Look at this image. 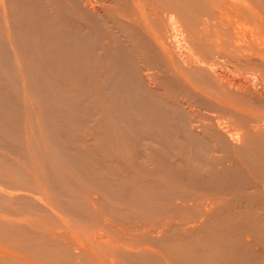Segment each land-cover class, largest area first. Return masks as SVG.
Segmentation results:
<instances>
[{
    "label": "bare ground",
    "instance_id": "obj_1",
    "mask_svg": "<svg viewBox=\"0 0 264 264\" xmlns=\"http://www.w3.org/2000/svg\"><path fill=\"white\" fill-rule=\"evenodd\" d=\"M112 1L0 0L11 48L0 41V55L15 57L27 105L39 106L28 149L91 188L62 207L45 191L33 201L3 192L0 264H264V0ZM59 14L90 30L102 15L126 21L109 19L133 48L115 39L106 52L120 71L104 66L103 37L72 33ZM162 65L174 81L155 73ZM19 116L0 102L1 148L15 150ZM96 117L99 146L80 130ZM188 128L207 134L191 140ZM17 200H44L56 221L9 220L22 217L11 210ZM108 221L106 235L111 228L123 245L100 233L90 241Z\"/></svg>",
    "mask_w": 264,
    "mask_h": 264
},
{
    "label": "rangeland",
    "instance_id": "obj_2",
    "mask_svg": "<svg viewBox=\"0 0 264 264\" xmlns=\"http://www.w3.org/2000/svg\"><path fill=\"white\" fill-rule=\"evenodd\" d=\"M49 1L50 0H41V4H44V3L49 2ZM117 1L118 0H116V1L114 0L115 3ZM112 2H113L112 0H106V1L104 0V5H105V3L108 5H115V4H112ZM113 15L114 14H111V16H110V14H109L108 20L105 22H101L102 20L104 21V16L102 15V19H100V20H99V18L97 19V21L100 23L101 26L93 25L91 30H90V27L88 28V26L85 28V26L83 25L84 22L81 23L82 25L78 22L77 23L74 22L75 23V26H74L73 25V19L71 18V20H70L68 18L69 14L67 15V17H66V15L60 16V14L58 16H59V18H61V20L62 19L63 20L69 19V20H67L68 22L65 20L64 21L62 20L60 23H61V25L64 24L63 25L64 27L67 26L71 30L72 33L80 32V33L86 34L89 32L88 30H90L89 33H95L96 36L103 37L104 43L102 45L104 46V63H106V64H104V66H110V68L111 67L114 68V65H116L117 60L114 59L113 57H108V55L106 56V52L110 48H113L115 45H117V43H116L113 46V40L118 39V41H120L121 44L125 42L126 48H128L131 51H133V48L130 46V43H128L126 41V39L122 38V33H120V31L115 28V25L113 23H111V21L109 19L112 17L111 20L115 19V21L119 22V23H125L126 21L121 22V21H119L118 18L113 17ZM69 17H72V15H70ZM0 20H1V15H0ZM69 22H70V25H66ZM0 23L3 24L2 20L0 21ZM104 23H105V26H104ZM1 24H0V41H2L4 43V45L6 44L5 49L10 51L11 48H10V44L8 42L10 40L7 39L8 37L6 36V33H4L5 32L4 24L3 25H1ZM88 24H89L88 22L85 23V25H88ZM76 25H77V28H76ZM83 28H85V29H83ZM104 28H106V29H104ZM107 28L108 29L110 28V29L108 30ZM74 29H76V30H74ZM64 31L66 32V30L62 29V30H60V33H65ZM107 31H110L111 33H107ZM57 33H59V30L57 31ZM110 34H112V36ZM113 35H114V37H113ZM108 43L111 45H109ZM2 46H3V44H2ZM14 47H15V45H14ZM16 48H18V47H16ZM99 52H96V54ZM4 57H5V54H3L1 52V55H0V92H3L4 94L1 95L2 98L0 99V102L4 101V104H6V106H10V103H14V108L18 110V112L20 113V116H19V119L16 123L17 124L16 134L13 137V139L14 140L16 139L15 141L17 142L16 147H15L16 151L14 149H12L13 150L12 151L11 149H3L0 147V196L3 195V192H8V193L16 192L21 197L29 198L30 200H32L31 195L33 193H36L38 191H41V192L45 191L50 198H53L51 202H53L54 205L57 204V205H60L62 207V205H61L62 201L61 200H63V199L66 200L68 198V194H69V196H71V195L72 196H74V195L80 196L82 194L85 195V194H88V191H91V188H86V189L81 190L79 188V185L77 184V182H85V180L82 177H80L79 174L76 175V173H73V172L58 170L57 169L58 164H64V162L60 161L57 157L54 159H51V158L45 157L43 154L40 153V151H37L36 153L29 151L28 141H27V136H26L27 128H28V126L29 127L33 126L35 128L36 132L39 130V128L37 127L38 125H36L37 121L32 118L35 115V113L36 114L38 113L39 106L29 107L27 105V101L30 98H33V95L30 91H28V89L26 90V88L22 87V84L20 83L19 76L21 75V71L18 67V63H17L15 57H12V58L10 57V59L6 58L5 60H4ZM137 57L140 60L139 54L137 55ZM106 58L108 60L105 61ZM110 60H111V62H110ZM113 60L116 62H114ZM112 63H114V64H112ZM161 63L164 64L163 62H161ZM140 65L141 66L143 65L141 60H140ZM162 66L159 69L155 70V73L159 74V71L160 72L162 71L161 73L164 74L167 72L169 74V77H168L167 73H166L167 75L164 74L167 76V80L170 79V80L174 81L175 80L174 79L175 73L173 72V70L172 69L166 70L164 68V66L163 67ZM115 67H118V66L116 65ZM113 68H111V69L114 70ZM114 71L119 72L120 69L115 68ZM147 74H148V71H146V68H144V66H143V77L145 79L147 78ZM104 75L106 77V75H108V74L105 73ZM162 88H165V86H163ZM185 103H186V100H185ZM188 103L189 102L186 103V105H185L186 107H188L187 106ZM192 108H194V107H192ZM199 108H203V107H199V106L196 107L195 106L194 109L203 111L202 113H200L203 115V113L206 111L201 110ZM209 113H212V112H209ZM204 114H207V113H204ZM213 114H214V112L212 113V115ZM25 117L31 118V120L29 119V121L27 123V120H25ZM91 121L92 122H88L86 124L87 125L86 127H81L80 130L82 131V134L85 136L84 138H85L87 143H90L93 146H99L96 144V142L98 143L102 137L103 127L99 123L97 117L92 119ZM89 123L91 124L90 126H92V127L94 126L92 131H91L92 132L91 134L88 133V132H90L88 130V127H90ZM38 132L36 133V135L39 134ZM119 133H120L119 130H117L115 127L113 135H115L117 139H120ZM206 134H207L206 131H204L202 129H200V130L193 129L192 130V129L188 128V129H185L183 131V135L185 137L191 139V140H201L202 141L203 136H205ZM18 142H19V144H18ZM42 144L43 143L40 142V140H39L38 146L40 145L41 148L43 149ZM20 145H21V147H20ZM98 153H100L102 156V151L100 150V148H98ZM96 160H98L96 162V164L98 163L97 166L99 168L100 167L105 168V166H106L105 162H104V164L101 165L102 162L98 156L96 157ZM58 161H60V163H58ZM10 171H12V172H10ZM19 184H23L22 190H16L15 189V185H19ZM55 185H56V187H55ZM43 186H44V189H42ZM16 202H17V204H15L16 206H14L11 210L13 212L21 213L22 217H17L15 215H11V217H10L11 219H9V220H14V219L15 220L18 219L19 221L25 220V223L27 225H32L35 221H38V220L39 221L41 220L43 222H45V221L55 222L56 221V215L53 212H51L52 210L50 208H48V203L45 202L44 200L42 201L43 204L45 205L44 207H43V205L40 206L39 203L38 204L29 203L26 205H24V204L21 205L18 200ZM25 212H28L30 215H28V216L25 215L26 217L24 219L23 214ZM106 218H107V216H106ZM109 218L113 224L118 225L117 221L111 219V217H109ZM80 220L82 222H85V223L87 222L86 218L83 220L82 219H80ZM108 225H111V223L110 222H109V224H107L106 222L104 223V234H103V230L100 228V226L96 225V228L94 229L96 231V233L94 235H92L91 239L89 238L90 241H93L94 237H97L100 235L97 239L104 238V241H106V239H107V240L112 241L115 244L123 245V243L121 242V238L117 237L114 233H110L112 231L111 228H109V233H107V235H106L105 229H106V226H108ZM157 234L158 233H156L154 235L156 236ZM0 247H3V245H0ZM142 248H143V246L142 247H136L133 250L134 251H140V250H142Z\"/></svg>",
    "mask_w": 264,
    "mask_h": 264
}]
</instances>
